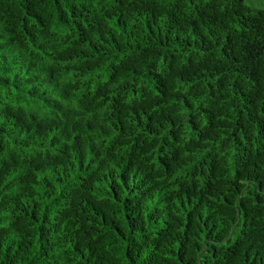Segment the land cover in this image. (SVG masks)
I'll use <instances>...</instances> for the list:
<instances>
[{"label":"trees","instance_id":"obj_1","mask_svg":"<svg viewBox=\"0 0 264 264\" xmlns=\"http://www.w3.org/2000/svg\"><path fill=\"white\" fill-rule=\"evenodd\" d=\"M0 264H264V0H0Z\"/></svg>","mask_w":264,"mask_h":264}]
</instances>
